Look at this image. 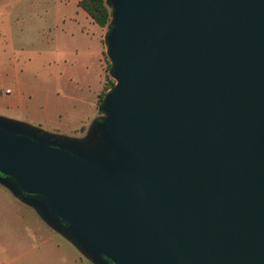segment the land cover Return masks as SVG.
I'll use <instances>...</instances> for the list:
<instances>
[{
  "label": "water",
  "instance_id": "water-1",
  "mask_svg": "<svg viewBox=\"0 0 264 264\" xmlns=\"http://www.w3.org/2000/svg\"><path fill=\"white\" fill-rule=\"evenodd\" d=\"M106 4L104 117H0V185L92 264H264V0Z\"/></svg>",
  "mask_w": 264,
  "mask_h": 264
},
{
  "label": "rangeland",
  "instance_id": "rangeland-1",
  "mask_svg": "<svg viewBox=\"0 0 264 264\" xmlns=\"http://www.w3.org/2000/svg\"><path fill=\"white\" fill-rule=\"evenodd\" d=\"M76 1L0 0V104L8 99L16 101L14 108L1 105L0 117L43 134L82 141L93 122L104 114L98 109L99 100L95 111L93 96L86 103L80 102L84 95L81 86L76 90L77 102L56 96L61 83L58 74L64 72L65 63H70L63 58L64 53L84 46L93 52L90 68L95 83H99V96L109 91L108 80L113 79L106 55L109 26L101 29L89 24ZM101 46L99 76L97 55ZM56 111L66 114L58 120ZM16 229L11 219L0 214V244L8 241Z\"/></svg>",
  "mask_w": 264,
  "mask_h": 264
},
{
  "label": "crops",
  "instance_id": "crops-1",
  "mask_svg": "<svg viewBox=\"0 0 264 264\" xmlns=\"http://www.w3.org/2000/svg\"><path fill=\"white\" fill-rule=\"evenodd\" d=\"M78 1H76V5ZM81 15L85 17L89 24L93 25L91 19L83 11ZM70 35L73 36V34ZM101 53L102 46L100 48V54L97 55V59L99 55L101 58ZM69 54L72 56V60H70ZM92 54L93 52L85 46L82 49L73 48L69 52L64 53L63 58L69 60L70 63L67 65L65 63L64 72L58 74V79L61 83L57 89L59 93H56V96H64L67 99L77 102L78 92L76 90L78 86H81L84 95L80 102L86 103L88 97L91 98L93 96V106L97 112L99 83H95L94 74H92L90 68ZM98 61L99 70L97 74L100 76L101 60L98 59ZM14 104L16 105V101L8 99L4 103H1L0 106L2 105L3 108L9 109L14 108ZM65 114L62 111L55 112L58 120ZM0 211V214L11 219L13 228H17L16 233H13L8 238V241L0 244V264H92L67 240L43 222L31 207L13 197L1 185Z\"/></svg>",
  "mask_w": 264,
  "mask_h": 264
},
{
  "label": "trees",
  "instance_id": "trees-1",
  "mask_svg": "<svg viewBox=\"0 0 264 264\" xmlns=\"http://www.w3.org/2000/svg\"><path fill=\"white\" fill-rule=\"evenodd\" d=\"M77 6L91 19L92 23L99 28L104 29L110 25L111 11L106 4V0H79ZM108 83V89L110 90L115 82L113 80H108ZM105 94L106 92L101 96L98 95L97 102L99 100L101 104Z\"/></svg>",
  "mask_w": 264,
  "mask_h": 264
},
{
  "label": "built area",
  "instance_id": "built-area-1",
  "mask_svg": "<svg viewBox=\"0 0 264 264\" xmlns=\"http://www.w3.org/2000/svg\"><path fill=\"white\" fill-rule=\"evenodd\" d=\"M5 93H6V94H8V93H9V91L7 90Z\"/></svg>",
  "mask_w": 264,
  "mask_h": 264
}]
</instances>
